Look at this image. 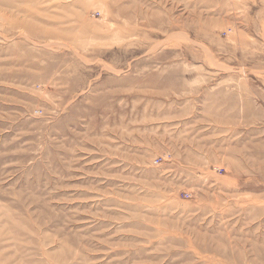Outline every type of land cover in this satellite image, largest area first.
Masks as SVG:
<instances>
[{
  "label": "rangeland",
  "instance_id": "1",
  "mask_svg": "<svg viewBox=\"0 0 264 264\" xmlns=\"http://www.w3.org/2000/svg\"><path fill=\"white\" fill-rule=\"evenodd\" d=\"M0 264H264V0H0Z\"/></svg>",
  "mask_w": 264,
  "mask_h": 264
}]
</instances>
